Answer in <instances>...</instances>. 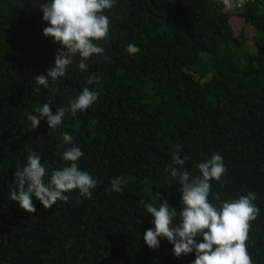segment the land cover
Listing matches in <instances>:
<instances>
[{
	"label": "trees",
	"instance_id": "1",
	"mask_svg": "<svg viewBox=\"0 0 264 264\" xmlns=\"http://www.w3.org/2000/svg\"><path fill=\"white\" fill-rule=\"evenodd\" d=\"M50 0H0V264H192L194 252L177 257L159 237L149 248L144 232L153 217L141 201L159 206L167 197L179 221L178 179L165 169L179 153L183 166L218 153L226 172L211 180L209 201L255 194L260 209L251 222L247 250L253 264H264V0H114L105 10L107 37L94 41L105 49L84 62L79 54L64 76L47 89L34 77L54 67L58 49L43 35L50 26L40 5ZM251 24L254 33L234 32L231 19ZM139 51L130 55L127 45ZM107 57V59H105ZM89 76H94L91 84ZM99 93L88 109L65 114L49 128L46 118L32 132L26 114L48 103L53 110L85 88ZM67 132L81 149L78 167L97 181L91 196L78 190L36 211L10 198L14 173L35 152L49 171L62 169ZM59 146V147H58ZM123 177L120 192L111 180ZM159 193V196H158ZM202 242V237L195 238Z\"/></svg>",
	"mask_w": 264,
	"mask_h": 264
},
{
	"label": "clouds",
	"instance_id": "2",
	"mask_svg": "<svg viewBox=\"0 0 264 264\" xmlns=\"http://www.w3.org/2000/svg\"><path fill=\"white\" fill-rule=\"evenodd\" d=\"M243 2L239 0L237 6H242ZM223 3L232 7V0H223ZM113 4L114 0H50L40 5L42 19L50 25L42 30L43 35L51 37L54 43L61 44L63 48L57 50L54 67L47 70V75L34 77L37 92L41 90L40 86L47 89L49 77L57 80L64 76L76 54L81 58L79 69L87 71L88 65L84 61L95 54L104 53L105 49L94 41L107 37L110 20L103 12L111 9ZM138 51L137 46L127 45L130 55ZM94 78L89 76L88 83L91 84ZM98 99V92L85 87L79 95L69 99L66 108H58L53 112L48 103L38 105L34 110L38 115L26 114L31 121L29 131L38 127L41 118H46L49 128L54 129L63 123L66 113L70 111L74 116L77 111L88 109ZM62 144L67 146L62 152V158L68 164L62 169L52 170L47 182L44 178L49 175V171L41 164L35 152H30L26 165L15 171L18 187L11 190L10 198L17 201L23 210L29 213L36 211L33 196L46 209L58 200L67 202L68 196L65 193L71 190H78L84 197L91 196L90 190L96 187L97 181L90 173L78 167L77 161L83 152L74 146L73 137L67 132L62 135ZM188 159L187 156L181 158L177 152L173 154L172 161L179 167L169 165L165 169L174 179L179 180V191L182 192L180 201L183 206L177 223H173L177 210L169 205L167 197L163 198L158 207L141 201L146 212L152 215L154 225L143 234L146 245L158 248V238L164 237L173 245L175 256L194 252L192 264H253L246 242L249 240L250 224L260 212L253 203L255 194L250 192L239 198L221 201L219 193H216L213 198L218 203L212 204L209 201L210 181H220L226 172L222 156L213 153L210 158L198 163L196 167L200 174L194 177L183 169ZM125 182L120 176L112 178L111 190L120 192ZM197 236L202 237V242H197Z\"/></svg>",
	"mask_w": 264,
	"mask_h": 264
},
{
	"label": "rangeland",
	"instance_id": "3",
	"mask_svg": "<svg viewBox=\"0 0 264 264\" xmlns=\"http://www.w3.org/2000/svg\"><path fill=\"white\" fill-rule=\"evenodd\" d=\"M231 21L235 33H238L241 29L245 31L247 36H251V34L254 33L253 26L247 22H244L241 18L234 17L231 19Z\"/></svg>",
	"mask_w": 264,
	"mask_h": 264
}]
</instances>
